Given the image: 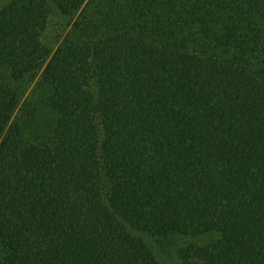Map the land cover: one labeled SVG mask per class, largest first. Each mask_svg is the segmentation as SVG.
Masks as SVG:
<instances>
[{"label": "trees", "instance_id": "trees-1", "mask_svg": "<svg viewBox=\"0 0 264 264\" xmlns=\"http://www.w3.org/2000/svg\"><path fill=\"white\" fill-rule=\"evenodd\" d=\"M212 231L180 264H264V0H0V264Z\"/></svg>", "mask_w": 264, "mask_h": 264}, {"label": "rangeland", "instance_id": "rangeland-1", "mask_svg": "<svg viewBox=\"0 0 264 264\" xmlns=\"http://www.w3.org/2000/svg\"><path fill=\"white\" fill-rule=\"evenodd\" d=\"M55 24L56 23H54V21H51V23L48 24V27L41 36V39L44 42L51 44L53 48L55 42L54 38L56 37L57 34L56 30H58V25ZM37 77H39V74L38 76L35 77L34 81L27 88L28 91L35 83ZM220 237L221 235L214 231L196 236L173 233L165 240V244L161 248L153 247L150 244V241H148L147 243L153 247L152 250L154 252V255L161 264H180L181 262L180 254L182 250L186 249L191 245L192 246L207 245L211 242H214Z\"/></svg>", "mask_w": 264, "mask_h": 264}]
</instances>
